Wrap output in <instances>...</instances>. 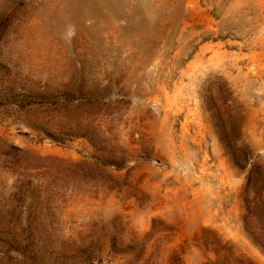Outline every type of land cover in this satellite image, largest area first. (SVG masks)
<instances>
[{
  "label": "rangeland",
  "instance_id": "374dc122",
  "mask_svg": "<svg viewBox=\"0 0 264 264\" xmlns=\"http://www.w3.org/2000/svg\"><path fill=\"white\" fill-rule=\"evenodd\" d=\"M0 264H264V0H0Z\"/></svg>",
  "mask_w": 264,
  "mask_h": 264
},
{
  "label": "trees",
  "instance_id": "16d2710c",
  "mask_svg": "<svg viewBox=\"0 0 264 264\" xmlns=\"http://www.w3.org/2000/svg\"><path fill=\"white\" fill-rule=\"evenodd\" d=\"M257 244H259V247H261V244L260 243H257Z\"/></svg>",
  "mask_w": 264,
  "mask_h": 264
}]
</instances>
